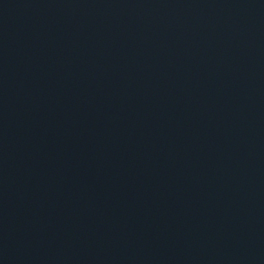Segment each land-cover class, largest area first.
I'll return each mask as SVG.
<instances>
[{"label":"water","instance_id":"obj_1","mask_svg":"<svg viewBox=\"0 0 264 264\" xmlns=\"http://www.w3.org/2000/svg\"><path fill=\"white\" fill-rule=\"evenodd\" d=\"M0 264H264V0H0Z\"/></svg>","mask_w":264,"mask_h":264}]
</instances>
